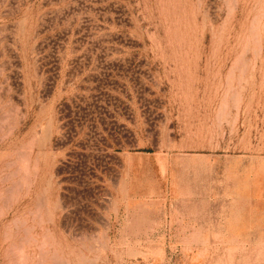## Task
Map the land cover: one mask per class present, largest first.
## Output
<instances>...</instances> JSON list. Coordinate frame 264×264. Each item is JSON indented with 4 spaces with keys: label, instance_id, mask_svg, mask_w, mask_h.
<instances>
[{
    "label": "rangeland",
    "instance_id": "1",
    "mask_svg": "<svg viewBox=\"0 0 264 264\" xmlns=\"http://www.w3.org/2000/svg\"><path fill=\"white\" fill-rule=\"evenodd\" d=\"M76 2L0 0V264H264V0Z\"/></svg>",
    "mask_w": 264,
    "mask_h": 264
},
{
    "label": "crops",
    "instance_id": "2",
    "mask_svg": "<svg viewBox=\"0 0 264 264\" xmlns=\"http://www.w3.org/2000/svg\"><path fill=\"white\" fill-rule=\"evenodd\" d=\"M63 2V1H61ZM57 2V3H61ZM87 9L84 6L78 4L76 0H67L65 5H47L43 7H34L38 11V18L36 19V23L41 27L49 28V29H57L60 31H65L66 35V45L77 48V46L84 45V39L81 37V31L84 28V23H86L89 28L88 31L90 33H94V31H98L99 25V15H98V7L91 4ZM86 15V20L84 18ZM63 33V32H62ZM46 40V37L44 38ZM63 41V40H62ZM89 41V40H88ZM87 41V42H88ZM94 39L91 40V44L94 45ZM65 42V41H63ZM64 54L59 55H51L52 58H55V61H60V80H61V92L63 94H75V93H83L84 88L78 85V81H80L81 75L84 73H95L98 66L95 65L97 61H99L98 53L84 54L79 53L76 49L75 51H68ZM110 58V57H109ZM111 58H116L113 55ZM121 58V57H119ZM125 58V57H124ZM126 61L125 59H123ZM139 89H143L146 86V81L142 77V72L147 69V65L142 62V58L139 57ZM86 63V65L84 64ZM52 66H50L51 69ZM121 68L126 70V64H124ZM143 70V71H142ZM46 71V68H45ZM67 82H70V85H64ZM129 87V85H128ZM142 91V90H141Z\"/></svg>",
    "mask_w": 264,
    "mask_h": 264
},
{
    "label": "bare ground",
    "instance_id": "3",
    "mask_svg": "<svg viewBox=\"0 0 264 264\" xmlns=\"http://www.w3.org/2000/svg\"><path fill=\"white\" fill-rule=\"evenodd\" d=\"M249 2V1H248ZM258 2V1H257ZM5 3V2H4ZM214 7V6H213ZM234 8V7H233ZM233 11V10H232ZM216 12V11H215ZM245 17V16H244ZM252 28V27H251ZM250 31V30H249ZM239 40V39H238ZM257 42V41H256ZM247 51V50H246ZM261 51V50H260ZM247 54V53H246ZM248 55V54H247ZM242 58H243V56H242ZM235 71V70H234Z\"/></svg>",
    "mask_w": 264,
    "mask_h": 264
}]
</instances>
